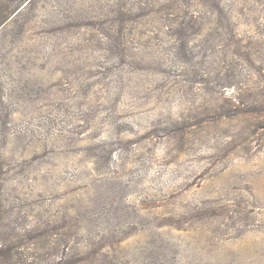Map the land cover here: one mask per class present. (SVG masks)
<instances>
[{
    "label": "rangeland",
    "instance_id": "obj_1",
    "mask_svg": "<svg viewBox=\"0 0 264 264\" xmlns=\"http://www.w3.org/2000/svg\"><path fill=\"white\" fill-rule=\"evenodd\" d=\"M1 246L264 264V0H0Z\"/></svg>",
    "mask_w": 264,
    "mask_h": 264
},
{
    "label": "trees",
    "instance_id": "obj_2",
    "mask_svg": "<svg viewBox=\"0 0 264 264\" xmlns=\"http://www.w3.org/2000/svg\"><path fill=\"white\" fill-rule=\"evenodd\" d=\"M208 8V5L206 6ZM209 9V8H208ZM11 14V13H10ZM8 17H4V20L1 22V24L7 19ZM185 23V22H184ZM187 24V23H186ZM184 24H181V26H183ZM3 246H1V250H0V262L1 264H9V262L11 261V253H10V250L9 248H5L3 249L2 248ZM65 247H63L64 249ZM66 249V248H65ZM70 252L65 251L61 257H59L56 261L55 264H71L70 263V255H69ZM81 262V261H80Z\"/></svg>",
    "mask_w": 264,
    "mask_h": 264
}]
</instances>
